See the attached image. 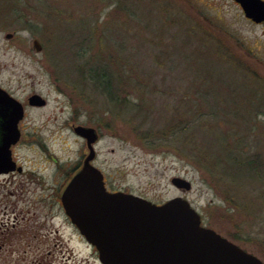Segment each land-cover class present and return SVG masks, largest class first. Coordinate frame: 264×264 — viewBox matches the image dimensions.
<instances>
[{
	"label": "rangeland",
	"instance_id": "obj_1",
	"mask_svg": "<svg viewBox=\"0 0 264 264\" xmlns=\"http://www.w3.org/2000/svg\"><path fill=\"white\" fill-rule=\"evenodd\" d=\"M45 2L66 13L77 33L90 21L95 54L114 53L116 43L127 38L119 57L128 52L136 79L154 90L144 96L132 91L133 104L127 106L126 97L111 103L92 90L83 92L76 71L81 59L72 58L65 42L60 47L64 28L53 30L50 44L48 34L11 29L4 24L15 20L0 19V88L25 111L13 148L21 172L0 175V264H101L59 200L82 153L88 154L76 126L98 132L92 165L108 191L155 204L182 197L202 226L264 264V30L242 22L226 0ZM40 12L45 14V7ZM28 14L43 19L37 11ZM35 39L40 51L33 47ZM205 83L214 87L210 103L225 100H217L215 114L202 103ZM33 94L45 106H29ZM140 98L141 113L134 107ZM179 118L183 130L171 136L167 124L176 125ZM237 144L259 162L263 177L252 187H236L226 178L224 154ZM173 177L187 180L190 190L174 187Z\"/></svg>",
	"mask_w": 264,
	"mask_h": 264
},
{
	"label": "water",
	"instance_id": "obj_2",
	"mask_svg": "<svg viewBox=\"0 0 264 264\" xmlns=\"http://www.w3.org/2000/svg\"><path fill=\"white\" fill-rule=\"evenodd\" d=\"M32 44L36 51L41 50L36 39ZM28 103L41 107L46 102L33 94ZM0 117L5 130L0 141V170H8L12 168L8 148L19 138L17 122L23 117V107L2 88ZM73 131L86 140L88 154L64 187L60 201L71 223L97 250L101 264H263L202 226L199 214L182 197L155 204L131 193L108 191L103 174L91 163L97 130L76 126ZM171 183L183 191L191 188L180 177H173Z\"/></svg>",
	"mask_w": 264,
	"mask_h": 264
},
{
	"label": "trees",
	"instance_id": "obj_3",
	"mask_svg": "<svg viewBox=\"0 0 264 264\" xmlns=\"http://www.w3.org/2000/svg\"><path fill=\"white\" fill-rule=\"evenodd\" d=\"M41 6L45 7V14L40 12ZM29 10L39 12L43 19H39L38 21L33 20L32 16L28 14ZM131 12L132 11L130 9L125 8L126 19L127 14L131 19ZM66 16V13H62L59 8L55 7L54 5H47L46 2L45 4H42L41 0H0V19L3 21L5 18L11 17V20L16 21L15 23L11 22L10 24H4L11 29H24L31 31L32 33H38L41 36H46L48 34L47 42L51 44L50 37H53L54 35L53 30L59 27L64 28L63 33L65 34V38L62 40L60 47H63L62 45L65 42L67 45L66 50L72 55V58L74 59L75 57L76 61H80L81 59L80 62L82 64L76 66V71L78 72L80 81L84 84L83 86L85 89L83 92L92 90V92L98 95L97 97H105L111 103H117L120 100L123 101L119 97H126L125 101H123L126 106L128 104H133L128 100L129 97H132V91L136 90L137 92H140L141 96L147 95L148 93L151 94L153 92V86H150L145 81H139L136 79L138 73H135L136 71L133 69V66L130 65L131 63H129L130 57L128 56V52H126V55L123 58L119 57V55L125 53L124 46L126 45L127 38L121 42V40H123L122 38L116 43V46L119 48H117L116 52L108 53L99 51L100 53H98L97 50L95 54V45L92 44L94 40L93 36H95L93 29L95 28L92 27L90 21L86 19V26L84 28L81 27L80 32L77 33L76 27L72 24V20L67 21ZM42 28H44V31L46 32L42 31ZM77 34L81 36L78 37ZM73 39L76 41L73 42ZM90 51H92L94 54L92 55L91 53V55H89L86 59L84 56ZM93 60H95V62H93ZM124 60L126 61L125 66L123 65V63H125ZM205 85L207 90L205 87L204 95H201V99L203 100L202 103H204V105H210L209 113L215 114L216 107H219V103H222V101L224 102L225 100L221 99L220 97H216L217 100L221 102L217 103L218 101L214 99V101L210 103L208 101V97L212 96V94H209V92H214V87L209 83H205ZM141 105L142 101L140 98L138 102L134 104L136 111H139L140 113ZM238 113H240L239 109H237V114L235 115H239ZM209 117H212V115H209ZM241 118L242 117L239 116V119ZM185 120H187V118H185ZM180 121H183V119L179 118L176 125H171L168 122L166 128H168L167 132H169L171 136L176 135L179 132L181 133L183 130L179 127ZM186 125L187 123L185 122V126ZM205 134L209 136L207 131ZM235 147L236 149H234L233 152L229 151L224 154L225 160L227 162L226 168L231 172H226V174H228L226 178L232 185H237L236 187H241L243 184L244 188L252 187V184H254L253 181H255V179H258L261 176L263 177L262 174L258 173L259 162L257 158H252L249 157L250 155H245V150H242L240 144H237Z\"/></svg>",
	"mask_w": 264,
	"mask_h": 264
},
{
	"label": "flooded vegetation",
	"instance_id": "obj_4",
	"mask_svg": "<svg viewBox=\"0 0 264 264\" xmlns=\"http://www.w3.org/2000/svg\"><path fill=\"white\" fill-rule=\"evenodd\" d=\"M226 2L231 7H233V9L236 12L237 17L242 22H244L245 24H247L251 27H260L262 30H264V0H226ZM29 106H31V105H29ZM22 107H23V117L17 122V129L19 132V138L14 144H11L8 148L10 151V159H9L8 163H9V167L11 166L12 168H10L8 170H4L5 168L1 169L0 175L10 173L13 171L21 172V167L18 165V163L14 159L13 148L19 143V140L21 137L20 136L21 135V126H22L21 121L23 120L24 115H25L24 114V112H25L24 111V105H22ZM33 107H38V106H33ZM41 107H43V106H41ZM41 107H39V108H41ZM2 124H3V118L0 117V141L3 139V134L5 133V130H4ZM86 147H87V144H86ZM84 159H85V152L82 153V158L77 163L74 173L76 171H78V169L81 168V166L84 162ZM60 196H61V194H60ZM60 196H59V200H60ZM60 203H61V201H60ZM72 225L77 230L76 226L74 224H72ZM90 246L92 247V249L94 250V253H95L96 252L95 248L92 245H90ZM96 258L98 259L97 252H96Z\"/></svg>",
	"mask_w": 264,
	"mask_h": 264
}]
</instances>
